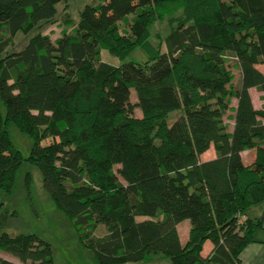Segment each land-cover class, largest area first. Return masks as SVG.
<instances>
[{
	"label": "trees",
	"instance_id": "1",
	"mask_svg": "<svg viewBox=\"0 0 264 264\" xmlns=\"http://www.w3.org/2000/svg\"><path fill=\"white\" fill-rule=\"evenodd\" d=\"M60 1L0 0V192L12 191L24 161L35 165L97 264H241L239 252L263 224L247 210L264 203V110L248 92L260 91L264 108V0H97L52 40L39 28L55 20ZM165 17L174 25L162 51L148 27ZM34 28L22 49L8 51L17 32ZM135 48L142 62L100 60L101 49L123 59ZM9 123L29 138L27 155ZM209 146L214 156L200 160ZM249 148L244 165L239 153ZM30 178L27 171L26 185ZM100 224L106 233L97 236ZM0 251L17 258L0 264H53L49 243L9 233L1 220Z\"/></svg>",
	"mask_w": 264,
	"mask_h": 264
},
{
	"label": "rangeland",
	"instance_id": "2",
	"mask_svg": "<svg viewBox=\"0 0 264 264\" xmlns=\"http://www.w3.org/2000/svg\"><path fill=\"white\" fill-rule=\"evenodd\" d=\"M97 0H62L56 4V17L55 20L39 28L42 33L49 35L53 40L60 36L61 31L66 29L70 31L72 26L78 20L79 12L83 9L85 4L96 2ZM180 14V10L172 14L173 17H177ZM71 18L69 24L66 27V21ZM129 18V17H128ZM173 22H168L167 17L161 20H155L148 27V40L158 49L164 50L165 37L170 32ZM120 33L128 32L129 21L119 22L117 25ZM39 29H31L27 33L17 32L14 38V43L8 47V51H18L24 47L29 37L36 33ZM2 37V31H0ZM3 37H5L3 35ZM135 60L142 62L145 60V55L140 49H133L129 55L120 59L119 57L110 54L106 49L100 50V60L112 65H118L121 62L128 60ZM229 67L233 78L231 82L237 77L236 68L231 65V59H228ZM263 70L262 66H258ZM255 91L258 92L256 89ZM129 102L133 104L135 102V95L133 90H129ZM253 92V99L255 104L258 103L259 97ZM235 103L234 98L229 99V108L224 111L222 119L226 123L227 129L231 126L232 108ZM134 106V105H133ZM0 108L4 113V107L0 101ZM180 114V110L175 109L167 114L166 121L170 123L174 118ZM132 115L138 117L140 115L137 107H133ZM8 133L11 140L19 148L21 153L25 156L30 150L31 142L29 138L21 133L13 123L8 125ZM210 152H213L212 146H209L202 154L199 155V159L203 160L208 158ZM30 173L29 185L25 184V173ZM0 199L4 202V209H0V220L4 223V228L9 233L24 232V233H36L41 239L49 243L52 255L53 264H97L90 249L85 247L76 234V231L72 223L68 218L59 210L55 208L48 194L42 186V175L35 165H30L24 161L19 169L14 187L11 192H0ZM260 206V205H259ZM258 206V207H259ZM253 206L251 208H254ZM247 210V215H251L253 209ZM15 212V213H14ZM14 213V214H13ZM144 218V217H143ZM136 220H141L142 217H135ZM187 226V220H182L178 224V234L180 241H183L186 237L182 227ZM97 236H102L106 233L104 225H97L95 230ZM0 257L10 258L17 261L16 257H13L5 251H0ZM164 260V259H163ZM168 262V260H164ZM129 264H154V263H129ZM156 264V263H155Z\"/></svg>",
	"mask_w": 264,
	"mask_h": 264
},
{
	"label": "crops",
	"instance_id": "3",
	"mask_svg": "<svg viewBox=\"0 0 264 264\" xmlns=\"http://www.w3.org/2000/svg\"><path fill=\"white\" fill-rule=\"evenodd\" d=\"M255 90L256 89L253 87L248 89L251 103H252L254 109L264 110L263 100L261 99V96H260L261 92L260 91L257 92ZM252 91H254L256 98L259 97L257 104H255V102H254ZM257 118L261 122H264L263 118H261V117H257ZM230 128H231V126H230ZM227 130H230V129H227ZM239 154H240V158H241L242 163L244 165H246V164H249L250 162H252L253 157H254V149L253 148L244 149V150H241ZM206 156H208V158H206V159L212 158L214 156V151L210 152ZM203 160H205V159H203ZM262 207H263V204L260 205L259 207L256 206L254 208H251V209H253V211L251 212V215L248 214V216L259 218L261 211H262ZM178 224L179 223L176 224L177 233H178ZM182 230L185 234V232L187 230V226L186 225L183 226ZM178 236H179V234H178ZM252 238L253 239L251 241H249L246 245H244L243 248L241 249V251L239 252V255H238L239 261L241 264H264V222H263L262 226L254 232ZM210 248H211V243L208 240L204 241L202 244V249L200 251L201 254L204 255V254L208 253ZM7 259H10V258H7ZM10 260H12V259H10ZM13 261H15V260H13ZM150 263L168 264L164 260L152 261Z\"/></svg>",
	"mask_w": 264,
	"mask_h": 264
},
{
	"label": "water",
	"instance_id": "4",
	"mask_svg": "<svg viewBox=\"0 0 264 264\" xmlns=\"http://www.w3.org/2000/svg\"><path fill=\"white\" fill-rule=\"evenodd\" d=\"M259 220L264 222V203H263V207H262V211H261V214L259 216Z\"/></svg>",
	"mask_w": 264,
	"mask_h": 264
}]
</instances>
